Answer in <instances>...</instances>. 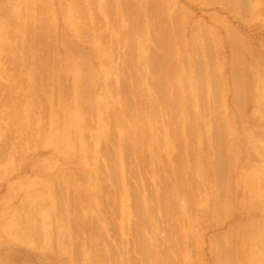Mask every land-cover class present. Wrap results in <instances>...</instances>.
Wrapping results in <instances>:
<instances>
[{
	"label": "rangeland",
	"instance_id": "obj_1",
	"mask_svg": "<svg viewBox=\"0 0 264 264\" xmlns=\"http://www.w3.org/2000/svg\"><path fill=\"white\" fill-rule=\"evenodd\" d=\"M263 45L264 0H0V264H264Z\"/></svg>",
	"mask_w": 264,
	"mask_h": 264
},
{
	"label": "bare ground",
	"instance_id": "obj_2",
	"mask_svg": "<svg viewBox=\"0 0 264 264\" xmlns=\"http://www.w3.org/2000/svg\"><path fill=\"white\" fill-rule=\"evenodd\" d=\"M75 2H76V1H75ZM148 4H149V3H148ZM147 7H148V6H147ZM74 19H75V18L72 17L71 20L73 21ZM74 21H75V20H74ZM73 23H74V22H73ZM77 23H78V22H77ZM153 24H154V22H153ZM78 25H79V23H78ZM154 25H155V24H154ZM158 25H159V23H158ZM168 25H169V23H168ZM75 26L77 27V25H75ZM155 26H156V25H155ZM169 26H170V25H169ZM169 26H167V27L169 28ZM201 26H202V25H201ZM78 27H79V26H78ZM78 27H77V29H78ZM81 27H82V26H81ZM170 27H171V26H170ZM81 29H83V28H81ZM159 29H161V28H159ZM159 29H158V30H159ZM202 29H204V27H203ZM162 30H163V29H162ZM166 30H167V29H166ZM233 30H234V29H233ZM81 31H82V30H81ZM168 31H169V30H168ZM168 31H167V32H168ZM204 31H205V30H204ZM229 31H231V30H229ZM77 32H79V31H77ZM161 33H162V31H161ZM211 33H212V32H211ZM229 33H230V32H229ZM231 34H232V33H231ZM231 34H230V35H231ZM237 34H238V33H237ZM239 35H240V33H239ZM239 35H238V36H239ZM236 36H237V35H236ZM81 37H82V36H81ZM231 37H235V36H232V35H231ZM241 37H242V36H241ZM241 37L239 36V37H236V38H241ZM82 38H83V37H82ZM234 40H235V38H234ZM240 40H241V39H240ZM162 43H163V42H162ZM263 46H264V45H263ZM263 54H264V53H263ZM82 60H83V59H82ZM259 61H260V60H259ZM82 63H83V62H82ZM261 63H262V62H261ZM77 65H78V64H77ZM259 65H260V62H259ZM259 65H258V66H259ZM262 66H263V65H262ZM262 66H261V67H262ZM44 67H45V66H44ZM48 67H49V66L47 65V68H48ZM77 67H79V69H81V68H80V65L77 66ZM81 67H82V66H81ZM233 67H234V66H233ZM233 67H232V69H233ZM256 67H257V66H256ZM76 69H77V68H76ZM261 69H262V68H261ZM84 70H86V69H84ZM255 70H256V69H255ZM262 70H263V69H262ZM262 70H261V71H262ZM77 71H78V70H77ZM82 71H83V70H82ZM82 71H81V72H82ZM86 71H87V70H86ZM257 71H258V70H257ZM259 72H260V71H259ZM260 73H263V72H260ZM76 74H77V73H76ZM78 74L81 76V73H78ZM86 74H87V72H86ZM258 74H259V73H258ZM84 75H85V73H84ZM77 76H78V75H77ZM82 76H83V75H82ZM79 78H80V77H79ZM77 79H78V78H77ZM81 80H82V77L80 78V81H81ZM256 80H257V79H256ZM83 81H84V79H83ZM83 81H81V82H83ZM78 82H79V81H78ZM78 82H77V86H78V85H81V83L78 84ZM84 82H85V81H84ZM84 82H83V84L86 83V82H85V83H84ZM83 84L80 86L81 89H80V87L78 86V87H79V89H78V90H79V91H78L79 93L82 92V91L80 92V90H82V88H84V91H85V89H86V86H87V85L85 84V87H84ZM77 86H76V87H77ZM125 87H126V86H125ZM243 87H244V86H242V89H243ZM245 88H246V87H244V90L248 91V90L245 89ZM127 89H128V88H127ZM240 89H241V88H240ZM240 89H238L239 91L237 90L238 93L241 91ZM87 90H88V87H87ZM89 90H90V89H89ZM89 90H88V91H89ZM115 91H116V90H115ZM246 91H244V92H246ZM76 92H77V91H76ZM85 92H86V91H85ZM111 92H112V90H111ZM241 92H242V91H241ZM241 92H240V93H241ZM240 93H239V94H240ZM81 94H82V93H81ZM87 94H88V93H87ZM108 94H109V93H108ZM112 94H113V92H112ZM242 94H243V92H242ZM244 94H246V93H244ZM76 95H77V94H76ZM83 95H84V94H82V96H83ZM196 95H197V94H196ZM240 95H241V94H240ZM240 95H239V96H240ZM79 96H80V97H79ZM109 96H110V95H109ZM127 96H128V95H127ZM194 96H195V95H194ZM241 96H243V95H241ZM244 96L246 97V95H244ZM83 97H84V96H83ZM88 97H89V96H88ZM88 97H86V98L88 99ZM78 98H81V95L78 94L77 99H78ZM84 98H85V97H84ZM127 98H128V97H127ZM238 98H239V97H238ZM81 99H83V98H81ZM75 100H76V99H75ZM78 101L80 102V100H78ZM238 101H239V100H238ZM58 103H59V102H58ZM60 103H62V102H60ZM67 103H68V102H67ZM70 103H71V102H70ZM70 103H69V104H70ZM74 104H75V103H74ZM74 104H73V105H74ZM79 104H80V103H79ZM79 104H77V105H79ZM84 104L86 105L85 102H84ZM84 104H83L82 101H81L80 108H81V106L84 105ZM263 104H264V103H263ZM61 105H62V104H61ZM66 105H68V104H66ZM71 105H72V104H71ZM85 105H84V106H85ZM158 105H159V104H158ZM82 108H84V107L82 106ZM86 114H87V113H86ZM87 115H88V114H87ZM83 118H84V117H83ZM85 120H86V119H85ZM226 120H228V119H226ZM52 121H53V120H52ZM232 121H233V120H232ZM232 121H231V122H232ZM53 122H54V121H53ZM85 122H86V121H85ZM56 123H57V122H56ZM40 124H41V123H40ZM51 124H52V123H51ZM57 124H58V123H57ZM83 124H84V123H83ZM231 124H232V123H231ZM43 125H44V124H43ZM43 125L41 124L40 126L43 127ZM53 125H54V124H53ZM81 125H82V124L79 123V126H81ZM85 125H86V123H85ZM227 125H228V124H227ZM45 126H46V125H45ZM55 126H56V125H54V127H55ZM57 126H58V125H57ZM82 126H83V125H82ZM82 126H81V128H82ZM228 126H229V125H228ZM41 127H40V128H41ZM51 127H53V126H51ZM108 127H109V126H108ZM43 128H44V127H43ZM102 128H103V130L105 129L104 127H102ZM109 128H110V127H109ZM55 129H56V128H55ZM55 129H54V130H55ZM57 129H58V128H57ZM84 129H85V128H84ZM228 129H229V128H228ZM231 129H232V128H231ZM54 130L51 129L50 131H54ZM72 130L74 131L75 128L73 127ZM100 130H102V129L100 128ZM45 131H46V130H45ZM73 131H72V132H73ZM38 132H40V131H38ZM42 132H43V131H42ZM84 132H85V131H84ZM109 132H110V131H109ZM233 132H234V131H233ZM40 133H41V132H40ZM44 133H45V132H43V134H44ZM47 133H48V132H46V134H47ZM107 133H108V132H107ZM107 133H106V135H107ZM228 133H229V132H228ZM37 134H38V133H37ZM49 134H50V133H49ZM76 134L78 135V133H76ZM76 134H75V135H76ZM102 134H103V133H102ZM108 134H109V133H108ZM233 134H234V133H233ZM233 134H232V135H233ZM72 135H73V134H72ZM232 135H229V136H231V137H229V138H232V137H233ZM234 135H235V134H234ZM60 136H61V135H60ZM107 136H108V135H107ZM42 137L44 138V136H42ZM49 137H50V135H49ZM72 137H73V136H72ZM234 137H235V136H234ZM77 138H78V137H77ZM80 138H82V137H80ZM46 139H47V138H46ZM55 139H56V137H55ZM72 139H74V138H72ZM44 140H45V138H44ZM59 140H60V138H59ZM40 141H42V140H40ZM60 141H61V140H60ZM153 141H154V140H153ZM61 142H62V141H61ZM0 144H1V143H0ZM4 144H5V143H4ZM18 144L20 145V143H18ZM18 144H17V145H18ZM54 144H55V143H54ZM5 145H6V144H5ZM5 145H4V146H5ZM17 145H16V146H17ZM231 145H232V144H231ZM1 146H2V145H1ZM6 146H7V145H6ZM172 146H173V145H172ZM174 146H175V145H174ZM2 147H3V146H2ZM14 147H15V145H14ZM18 147H19V146H18ZM58 147H59V146H58ZM73 147H74V146H73ZM8 148H10V147L8 146ZM174 148H175V147H174ZM230 148H231V147L228 148L229 151L231 150ZM233 148H235V146H233ZM0 149H1V148H0ZM17 149H18V148H16V150H15V148H13V149H11V150H13V151H14V150L17 151ZM58 149H59V148H58ZM3 150L5 151L4 148H3ZM7 151H8V150H7ZM231 151H232V150H231ZM10 152H11V151H10ZM97 152H98V151H97ZM107 152L110 153V154H107L108 156H106V158L109 157V155H111V152H109V151H107ZM232 152H234V150H233ZM13 153H14V152H13ZM229 153H231V152H229ZM4 154H5V153H4ZM100 154H102V153H100ZM103 154L106 155V153H103ZM103 154H102V155H103ZM7 155H8V154H7ZM10 155H11V154H10ZM10 155H8V156H10ZM105 155H104V156H105ZM8 156H7V157H8ZM11 156H12V155H11ZM230 156H231V155H230ZM109 158H110V157H109ZM111 160H112V159H111ZM111 160H110V161H111ZM185 162H186V161H185ZM187 162H188V161H187ZM109 163H110V162H109ZM182 164H183V163H182ZM108 165H109V164H108ZM185 165H186V163H185ZM185 165H184V166H185ZM188 166H190L189 163H188ZM108 167H110V165H109ZM178 167H179V165H178ZM190 167H191V166H190ZM97 168H98V167H97ZM110 168L112 169V166H111ZM186 168H187V167H186ZM186 168H185V169H186ZM92 170H94V169H92ZM88 171H89V170H88ZM107 171H108V170H107ZM109 171H110V170H109ZM182 171H185V170L182 169ZM187 171H188V170H187ZM99 172H101V171H99ZM185 172H186V171H185ZM232 172H233V171H232ZM87 173H88V172H87ZM110 173H111V172H110ZM110 173H107V174H110ZM179 173H180V172H179ZM96 174H99V173L96 172ZM181 174H182V172H181ZM263 174H264V173H263ZM99 175H100V174H99ZM112 175H113V174H112ZM182 175H183V174H182ZM230 175H231V174H230ZM232 175H233V174H232ZM100 176H101V175H100ZM107 176H108V175H107ZM110 176H111V175H110ZM56 177H57V175H56ZM89 177H90V176H89ZM91 177H92V176H91ZM111 177H112V176H111ZM183 177H184V175H183ZM230 177H231V176H230ZM230 177H229V179H230ZM95 178H96V177H95ZM98 178H99V177H98ZM113 178H114V177H113ZM180 178H182V177H180ZM184 178H185V177H184ZM263 178H264V177H263ZM57 179H59V178H57ZM107 179H108V178H107ZM109 179L112 180V178H109ZM182 179H183V178H182ZM231 179H232V178H231ZM55 180H56V179H55ZM59 180H60V179H59ZM65 180H66V178L63 180V177H62V179H61L60 182H62V181H63V182H66L67 180H66V181H65ZM90 180H92V179H90ZM95 180H96V179H95ZM110 180H109V181H110ZM56 181H57V180H56ZM56 181H55L54 183L57 184V187L61 189V186H62V183H63V182L60 184L59 181H57L58 183H57ZM74 181H75V180H74ZM101 181H102V180H101ZM101 181H97L98 183H97L96 185H100V184H101ZM114 181H115V179H114ZM114 181H113V182H114ZM182 181H183V180H182ZM262 181H264V180H262ZM69 182H70V180H69ZM76 182H77V181H76ZM94 182L96 183V181H94ZM99 182H100V184H99ZM102 182L104 183V181H102ZM110 182H111V181H110ZM180 182H181V180H180ZM227 182H228V181H227ZM229 182L231 183V181H229ZM54 183H53V184H54ZM91 183H92V182H91ZM91 183H90V184H91ZM95 183H94V185H95ZM103 183H102V184H103ZM182 183H183V182H182ZM59 184L61 185L60 187H59ZM63 184H64V183H63ZM102 184H101V185H102ZM170 184H171V183H170ZM178 184H179V182H178ZM65 185H66V186L64 187V185H63L64 188L60 190L61 193L63 192V190H65V188H66V190H67V188H68V186H69V185L67 184V182L65 183ZM92 185H93V184H92ZM103 185H104V186H107V185H105V184H103ZM165 185H166V184H165ZM172 185H174V184H172ZM181 185H182V184H181ZM225 185H226V184H225ZM53 186H54V185H53ZM55 186H56V185H55ZM108 186H109V185H108ZM110 186H111V185H110ZM262 186H263V185H262ZM262 186H261V187H262ZM57 187H55L54 191L58 189ZM100 187H101V186H99V188H98V186H97V187H93V188H94V189L97 188V189H95L96 191L100 190V192H103V191H101ZM167 187H168V185H167ZM172 187H173V186H172ZM174 187L177 188L176 186H174ZM174 187H173V188H174ZM224 187H225V186H224ZM226 187H227V185H226ZM226 187H225V190H226ZM230 187H231V185L229 186V188H230ZM56 188H57V189H56ZM93 188H89V189H93ZM102 188H103V186H102ZM106 188H107V187H106ZM106 188H105V189H106ZM108 188H109V187H108ZM112 188H114V187L112 186ZM127 188H128V187H126V189H127ZM168 188H169V187H168ZM168 188H167V189H168ZM229 188H227V189H229ZM126 189H125V190H126ZM262 189H263V188H262ZM58 190H59V189H58ZM58 190H57V191H58ZM106 190H107V189H106ZM174 190H175V189H174ZM179 190H180V189H179ZM220 190H221V189H220ZM51 191H52V190H51ZM54 191L52 192L53 194H54ZM93 191H94V190H92V192H93ZM187 191H188V189H187ZM65 192H66V191H65ZM67 192H68V190H67ZM98 192H99V191H98ZM106 192H108V191H106ZM175 192H176V190H175ZM188 192H189V191H188ZM50 193H51V192H50ZM56 193H57V192H56ZM93 193H94V192H93ZM95 193H96V192H95ZM95 193H94V194H95ZM110 193H111V192H110ZM124 193H125V192H124ZM229 193H230V191H229ZM68 194H69V192H68ZM90 194H91V193H90ZM96 194H97V193H96ZM96 194H95V197H96ZM99 194H100V193H99ZM102 194H103V193H102ZM102 194H101V195H102ZM224 194H225V193H224ZM226 194H227V193H226ZM87 195H88V194H87ZM107 195L109 196L110 194L107 193ZM164 195L166 196V194H163V197H164ZM167 195H168V194H167ZM222 195H223V194H222ZM66 196H67V195H66ZM102 196H103V195H102ZM104 196H105V193H104ZM104 196H103V197H104ZM160 196H161V195H160ZM171 196H173V195H171ZM223 196H224V195H223ZM57 197H58V196H57ZM68 197L70 198V196H68ZM87 197H88V196H87ZM99 197H100V196H99ZM103 197H102L101 199H103ZM110 197H111V195H110ZM226 197H228V196H226ZM226 197H225V198H226ZM229 197H230V196H229ZM54 198H55V196H54ZM105 198H106V197H105ZM125 198H126V197H125ZM169 198H171V197L169 196ZM221 198H222V196H221ZM86 199H88V198H86ZM144 199H145V198H144ZM146 199H147V198H146ZM146 199H145V200H146ZM166 199H167V197H166ZM53 200H54V199L52 198V201H53ZM57 200H58V199H57ZM57 200L55 199V201H57ZM71 200H72V199H71ZM77 200H78V199H77ZM77 200H75V201H77ZM79 200H80V199H79ZM83 200H85V199H83ZM93 200H94V199H93ZM98 200H99V199H98ZM103 200H104V199H103ZM103 200H102V201H103ZM105 200H106V199H105ZM107 200H108V199H107ZM218 200H219V199H218ZM66 201H68V198H66ZM69 201H70V200H69ZM95 201H96V199H95ZM150 201H151V200H149V202H150ZM160 201H162V200H160ZM262 201H263V200H262ZM83 202H85V201H83ZM97 202L100 203L99 201H97ZM105 202H106V201H105ZM107 202H108V201H107ZM164 202L167 203L166 200H165ZM169 202H170V201H169ZM169 202H168V204H169ZM218 202H219V201H218ZM221 202H222V201H221ZM228 202H229V201H228ZM228 202L224 203V206H226L225 204H227ZM231 202H232V200H231ZM231 202H230V203H231ZM59 203H60V202H59ZM64 203H65V202H64ZM64 203H63V204H64ZM69 203L71 204V202H69ZM72 203H73V202H72ZM80 203H81V202H80ZM98 203H97V204H98ZM108 203H109V202H108ZM138 203H139V202H138ZM142 203H143V202H142ZM156 203H157V202H156ZM162 203H163V202H160L159 205L161 206ZM165 203H164V204H165ZM188 203H189V201H188ZM219 203H220V202H219ZM230 203H229V204H230ZM92 204H94V203H92ZM100 204L103 205L102 203H100ZM105 204H107V203H105ZM133 204H134V203H133ZM139 204H140V203H139ZM157 204H158V203H157ZM164 204H163V205H164ZM229 204H228V205H229ZM234 204H235V203H234ZM257 204H258V203H257ZM71 205H72V204H71ZM81 205H82V204H81ZM87 205H88V203H87ZM89 205H90V204H89ZM89 205H88V206H89ZM130 205H131V204H130ZM135 205H136V204H135ZM142 205H144V204H142ZM149 205H150V203H149ZM153 205H154V204H153ZM186 205H187V204H186ZM186 205H184V206H186ZM220 205H221V203H220ZM232 205H233V204H232ZM261 205H262V203H261ZM54 206H55V205H54ZM59 206H60V205H59ZM61 206H62V202H61ZM61 206H60V207H61ZM63 206H64V205H63ZM67 206H68V205H67ZM67 206H66V208L69 209V208H68L69 206H68V207H67ZM74 206H75V205H74ZM83 206H86V205L83 203ZM88 206H87V207H88ZM99 206H100V205H99ZM137 206H138V205H137ZM139 206L141 207V205H139ZM164 206H165V205H164ZM166 206H167V204H166ZM217 206H218V205H217ZM230 206H231V205H230ZM230 206H229V207H230ZM20 207H21V206H20ZM20 207H19V208H20ZM70 207H71V206H70ZM79 207H80V206H79ZM90 207H91V206H89L88 210L90 209ZM102 207H103V206H102ZM126 207H128V206H126ZM133 207H134V206H133ZM133 207L130 206V208H133ZM140 207H138V208H140ZM146 207H147V206L144 207V208H145V212H147V211H146V210H147ZM149 207H150V206H149ZM149 207H148V208H149ZM153 207H154V206H153ZM162 207H163V206H162ZM186 207H187V206H186ZM186 207H185V208H186ZM188 207H189V206H188ZM19 208H18V209H19ZM50 208H52V207H50ZM62 208H64V207H62ZM71 208H72V207H71ZM94 208H96L95 205H94ZM134 208H135V207H134ZM142 208H143V207H142ZM144 208H143V209H144ZM154 208H155V207H154ZM156 208L158 209V207H156ZM156 208H155V212H156ZM218 208H219V207H218ZM221 208H222V206H221ZM221 208H220L219 210H221ZM226 208H227V206H226ZM262 208H263V207H262ZM47 209L49 210V208H47ZM67 209H66V210H67ZM75 209H76V208H75ZM75 209H74V212H75ZM83 209H84V208H83ZM83 209H82V210L80 209V210L83 211ZM85 209H86V208H85ZM97 209H98V207H97ZM159 209H160V208H159ZM187 209H189V208H187ZM187 209H186V210H187ZM224 209H225V208H224ZM52 210H54V209H52ZM55 210H56V208H55ZM60 210H61V209H60ZM86 210H87V209H86ZM129 210H130V209H129ZM133 210H134V209H133ZM133 210H132V211H133ZM140 210H141V209H140ZM151 210H152V209H151ZM184 210H185V209H184ZM186 210H185V211H186ZM228 210H230V209L228 208ZM228 210H226V211L228 212ZM49 211H51V210H49ZM56 211H58V209H57ZM61 211H62V210H61ZM63 211H65V210H63ZM70 211H71V210H70ZM81 211H80L79 213H81ZM92 211H93V210H92ZM99 211H100V210H99ZM126 211H127V210H126ZM141 211H142V210H141ZM153 211H154V210H153ZM153 211H151V212H153ZM185 211L182 210L181 212L186 213ZM188 211H189V210H188ZM222 211H223V209H222ZM263 211H264V210H263ZM58 212H59V211H58ZM58 212H57V213H58ZM66 212H67V211H66ZM83 212H86V211L84 210ZM88 212H89V211H88ZM95 212H96V211H94V213H95ZM105 212H106V211H105ZM124 212H125V211H124ZM143 212H144V210H143ZM190 212H191V211H190ZM219 212H220V211H219ZM224 212H225V210H224ZM57 213H56V214H57ZM62 213H63V212H62ZM70 213H73V212H69V214H70ZM90 213H91V211H90ZM94 213H93V214H94ZM125 213H127V212H125ZM128 213H129V212H128ZM188 213H189V212H188ZM215 213H216V212H215ZM20 214H22V213H20ZM46 214H48V213H45V215H46ZM75 214H76V213L72 214V216H73V215L75 216ZM82 214H83V213H82ZM86 214H87V213H86ZM88 214H89V213H88ZM93 214H92V215H93ZM102 214H103V213H102ZM129 214H130V213H129ZM145 214H146V213H145ZM147 214H149V213L147 212ZM150 214H151V213H150ZM154 214H155V213H154ZM156 214H158V210H157ZM186 214H187V213H186ZM225 214H226V213H225ZM18 215H19V214H18ZM50 215H51V214H50ZM59 215H60V212H59ZM62 215L64 216V215H67V214H65V212H64V214H62ZM83 215H85V214H83ZM89 215H90V214H89ZM95 215H96L97 217H100L101 214L98 216V215H97V212H96ZM106 215H107V214H106ZM106 215L103 216V217H106ZM136 215H137V213H136ZM140 215H141V212H140ZM152 215H153V213H152ZM189 215H190V213H189ZM220 215H221V214H220ZM220 215H219V217H220ZM16 216H17V214H16ZM21 216H22V215H21ZM30 216H31V215H30ZM39 216H40V215H39ZM55 216H56V215H55ZM67 216H68V215H67ZM67 216H66V218H67ZM76 216H77V215H76ZM78 216H79V215H78ZM87 216H88V215H87ZM96 216H92V217L95 218ZM154 216H155V215H154ZM187 216H188V215H187ZM190 216H191V215H190ZM217 216H218V215H217ZM223 216H224V215H223ZM17 217H18V216H17ZM17 217H16V218H17ZM47 217H50L49 214L46 215L45 218H47ZM97 217H96V218H97ZM101 217H102V216H101ZM101 217H100V218H101ZM131 217H132V216H131ZM139 217H140V216H139ZM149 217H150V216H149ZM185 217H186V216H184V218H185ZM24 218H25V217H24ZM31 218H32V217H31ZM40 218H41V217H40ZM40 218H39V220H40ZM64 218H65V217H64ZM69 218L72 219L71 215H70ZM78 218H80L79 220H82V219H83V218L81 219V217H78ZM88 218H89V217H88ZM96 218H95V219H96ZM100 218H98V219L95 220V221H97L98 224H100V223H99ZM132 218H133V217H132ZM143 218H144V217H143ZM147 218H148V217H147ZM19 219H20V218H19ZM21 219H23V218L21 217ZM37 219H38V218H37ZM37 219H35V221H36ZM41 219H42V218H41ZM47 219H48V218H47ZM60 219H62V216H60ZM71 219H70V220H71ZM85 219H87L86 216H85ZM85 219H84V220H85ZM135 219L137 220L138 218L135 217ZM140 219H142V217H141ZM148 219H149V218H148ZM154 219L157 220V219H159V218H158V217L156 218V216H155ZM28 220H29V219H28ZM28 220H27V221H28ZM42 220H43V219H42ZM70 220H69V221H70ZM72 220H75L74 217H73ZM79 220H78V221H79ZM98 220H99V221H98ZM106 220H107V218H106L104 221H106ZM132 220H133V219H132ZM138 220H139V219H138ZM143 220H144V219H143ZM149 220H150V219H149ZM149 220H148V222H149ZM184 220H185V219H184ZM187 220H188V219H187ZM27 221H26V224H27ZM37 221H38V220H37ZM50 221H51V219H50ZM65 221H66V220H65ZM65 221H64V222H65ZM78 221H76V222H78ZM90 221H91V220H89V222H90ZM92 221H93V220H92ZM95 221H94V224L96 223ZM110 221H111V220H110ZM150 221H151V220H150ZM23 222H24V219H23ZM38 222H39V221H38ZM41 222H42V221H41ZM51 222H52V221H51ZM66 222H67V221H66ZM71 222H72V221H71ZM73 222H74V221H73ZM73 222H72L71 224L74 226ZM76 222H74V223H76ZM80 222H81V221H79V223H80ZM84 222H85V221H84ZM86 222H87V221H86ZM100 222H101V221H100ZM131 222H133V221H131ZM143 222H144V221H143ZM188 222H189V221H188ZM33 223H34V221H33ZM60 223H61V222H60ZM90 223H91V222H90ZM108 223H109V221H108ZM108 223L106 224V226L108 225ZM129 223H130V222H129ZM133 223H134V222H133ZM133 223H132V224H133ZM145 223H146V221H145ZM145 223L143 224V226L146 227ZM149 223H150V222H149ZM149 223H147V224H149ZM154 223H155V221H154ZM156 223H157V222H156ZM159 223H160V222H159ZM262 223H263V222H262ZM71 224H69V226H68V225H67V226L71 228V226H72ZM82 224H83V222H82ZM87 224H88V223H87ZM87 224H86V225H87ZM98 224H97V225H98ZM101 224H102V222H101ZM109 224H110V223H109ZM140 224H141V223H140ZM263 224H264V223H263ZM23 225H24V224H23ZM34 225H35V224H34ZM34 225H33V226H34ZM36 225H37V223H36ZM47 225H49V224L47 223ZM59 225H61V224H59ZM76 225H77V224H76ZM86 225H85V226H86ZM150 225H151V223H150ZM156 225H157V224H156ZM30 226L32 227V225H30V223H29V226H28V227H30ZM37 226H39V224H38ZM81 226H82V225H81ZM93 226H96V224L93 225ZM102 226H103V224H102ZM109 226H110V225H109ZM126 226H127V225H126ZM126 226H125V227H126ZM133 226H134V225H133ZM141 226H142V225H141ZM143 226H142V227H143ZM154 226H155V225H154ZM158 226H159V225H158ZM20 227H26V226H21V225H20ZM34 227H35V226H34ZM45 227H46V226H45ZM45 227H44V230H45ZM68 227H67V228H68ZM88 227H89V225H88ZM88 227H87V228H88ZM90 227H91V226H90ZM90 227H89V228H90ZM98 227H99V225H98ZM100 227H101V225H100ZM104 227H105V226H104ZM112 227H114V226H112ZM125 227H124V228H125ZM131 227H132V226H131ZM136 227H137V225L135 226V229H136ZM139 227H140V226H139ZM148 227H149V226H148ZM150 227H151V226H150ZM73 228H75V227H72L71 229L73 230ZM76 228H77V227H76ZM76 228H75V229H76ZM84 228H85V227H84ZM84 228H83V229H84ZM96 228H97V226H96ZM96 228H94V229L97 230ZM101 228H102V227H101ZM101 228H100V229H101ZM124 228H123L122 232L124 231ZM127 228H128V227H127ZM127 228H126V229H127ZM132 228H133V227H132ZM146 228H147V227H146ZM151 228H152V227H151ZM151 228H150V229H151ZM23 229H24V228H23ZM78 229H80V228H78ZM83 229H82V230H83ZM85 229H86V228H85ZM100 229H99V230H100ZM110 229H111V226H110ZM110 229H109V231H110ZM135 229H133V231H134ZM137 229H138V228H137ZM147 229H149V228H147ZM152 229H153V228H152ZM156 229H157V228H156ZM159 229H161V227H159ZM36 230H37V229H36ZM36 230H35V231H36ZM82 230H81V231L79 230V232L81 233ZM91 230H92V229H91ZM99 230H98V231H99ZM105 230H106V229H105ZM107 230H108V229H107ZM111 230H114V228L111 229ZM115 230H116V231H114V232H116V234H117V233H118V232H117V228H116ZM23 231H24V230H23ZM50 231H51V230H50ZM69 231H70V230H69ZM73 231H74V230H73ZM77 231H78V230H77ZM77 231H76V232H77ZM87 231H88V229H87ZM125 231H127V230H125ZM129 231H130V230H129ZM133 231H132V232H133ZM137 231H138V230H137ZM139 231H140V230H139ZM139 231H138V232H139ZM24 232H25V231H24ZM27 232H28V230H27ZM27 232H25V233H27ZM70 232H71V231H70ZM74 232H75V231H74ZM76 232H75V233H76ZM84 232H85V231H84ZM93 232H95V233L97 234V231H93ZM99 232H100V231H99ZM99 232H98V233H99ZM101 232H102V231H101ZM104 232H105V231H104ZM104 232H103V233H104ZM110 232L113 233V231H110ZM135 232H136V231H135ZM68 233H69V232H68ZM75 233H74V234H75ZM86 233H87V232H86ZM90 233H91V231H90ZM124 233H125V232H124ZM136 233H137V232H136ZM136 233H133V234H136ZM51 234H52V233H51ZM74 234H73V235H74ZM88 234H89V233H88ZM106 234H108L107 231H106ZM125 234H128V233H125ZM130 234H131V231H130ZM140 234H141L140 237L142 238V236H143L142 234H144V233L142 232V233H140ZM225 234H226V233H225ZM225 234H222V235H225ZM257 234H258V233H257ZM23 235H24V234H23ZM52 235H53V234H52ZM77 235H78V233H77ZM80 235L83 236V233H81ZM80 235H78V236H80ZM89 235H92V234H89ZM93 235H94V234H93ZM97 235H98V234H97ZM102 235H103V234H102ZM102 235H101V233H100V236H102ZM131 235H132V234H131ZM138 235H139V233H138ZM138 235H137V236H138ZM146 235H147V234H146ZM146 235H144V236H146ZM31 236H34V235H31ZM43 236H44V235H43ZM70 236H71V235H70ZM84 236H85V234H84ZM84 236H83V237H84ZM87 236H88V235H87ZM95 236H96V235H95ZM98 236H99V235H98ZM103 236H104V235H103ZM103 236H102V238H101V237H100V238L103 239V238H104ZM107 236H108V235H106L105 237H107ZM110 236H111V235H110ZM116 236H118V235H116ZM253 236H254V235H253ZM29 237H30V235H29ZM40 237H41V235H40ZM66 237H67V236H66ZM72 237H73V236H72ZM80 237H81V236H80ZM88 237H90V236H88ZM133 237H134V236H133ZM146 237H147V236H146ZM146 237H145V238H146ZM170 237H171V236H170ZM226 237H227V235H226ZM254 237H255V236H254ZM254 237L251 236L252 241H254V239H256V238L258 237V235H257V237H255V238H254ZM259 237H260V236H259ZM26 238H27V237H26ZM69 238L71 239L72 242H74L75 239L77 238V236H76V238H75L74 240H72L71 237H69ZM81 238H82V237H81ZM93 238H94V237H93ZM107 238H108V237H107ZM110 238H111V237H110ZM134 238H135V237H134ZM138 238H139V237H138ZM138 238H137V239H138ZM143 238H144V237H143ZM148 238H149V237H148ZM148 238H146V239L148 240ZM165 238H168V236L165 237ZM260 238L263 240L262 236H261ZM260 238H259L260 242H264V241H261ZM14 239H17V238H14ZM27 239H28V238H27ZM34 239L36 240V238H34ZM39 239H40V238H39ZM42 239H43V237H42ZM85 239H86V241H87V238H85ZM85 239H84V240H85ZM90 239H91V238H90ZM101 239H100V240H99V239H98V240H97V239H94V240L92 239V240L95 242V240H97V241H101ZM104 239H105V238H104ZM111 239H112V238H111ZM114 239L116 240V238H114ZM155 239H156V238H155ZM155 239H154V241L157 242V240H155ZM170 239L172 240L173 238H170ZM186 239H187V238H186ZM225 239H226V238H225ZM67 240H69V239H67ZM67 240H65V241H67ZM108 240H109V238H108ZM112 240H113V239H112ZM133 240L135 241L136 239H133ZM143 240H144V239H143ZM143 240H141V241H143ZM147 240H146V241H147ZM171 240H169V241L172 242ZM174 240H177V239L175 238ZM178 240H179V238H178ZM181 240H182V239H181ZM181 240H180V242H181ZM187 240H188V239H187ZM259 240H258V242H259ZM33 241H34V240H33ZM97 241H96V242H97ZM102 241H103V240H102ZM123 241H124V240H123ZM123 241H122V243H123ZM138 241H139V243H141V244H143V243L145 244V242H140V239H139ZM138 241H136V242H138ZM164 241H165V240H164ZM182 241H183V240H182ZM37 242H38V241H37ZM44 242H45V241H44ZM81 242H82V239H81ZM94 242H93V243H94ZM96 242H95V243H96ZM103 242H104V241H103ZM106 242H108V241H106ZM109 242H110V241H109ZM111 242H112V241H111ZM117 242H118V241L116 240V243H117ZM170 242H169V244H170ZM175 242H176V241H175ZM180 242H178V244H179ZM40 243H41V242H40ZM64 243H65V242H64ZM74 243H75V242H74ZM78 243H79V242H78ZM78 243L76 242V244H78ZM101 243H102V242H101ZM116 243H114V244L116 245ZM118 243H119V242H118ZM118 243H117V244H118ZM146 243H147V242H146ZM173 243H174V242H173ZM66 244H67V242H66ZM72 244H73V243H72ZM82 244H83V242H82ZM91 244H92V243H91ZM102 244H103V243H102ZM102 244H100V245H102ZM112 244H113V243H112ZM135 244H136V243H135ZM147 244H148V243H147ZM153 244H154V243H153ZM155 244H157V243H155ZM155 244H154V245H155ZM165 244H166V243H165ZM165 244H164V245H165ZM180 244H181V243H180ZM36 245H39V244H36ZM69 245H70V242H69ZM83 245H85V244H83ZM137 245H139V244H137ZM145 245H146V244H145ZM157 245H158V244H157ZM157 245H156V246H157ZM167 245H168V244H166V246H167ZM260 245H261V247H263L262 244H260ZM260 245H259V246H260ZM41 246H42V245H41ZM75 246H76V245H75ZM75 246H74V248H75ZM86 246H87V245H86ZM89 246H90V244H89ZM93 246L95 247V245H93ZM104 246H105V244H104ZM107 246H108V245H107ZM121 246H122V245H121ZM124 246L126 247L125 244H124ZM140 246H142V245H140ZM156 246H154V247L156 248ZM171 246H172V243H171ZM173 246H175V243L173 244ZM176 246H177V244H176ZM176 246H175V247H176ZM178 246H179V245H178ZM87 247H88V246H87ZM100 247H101V246H100ZM113 247H115V246H113ZM127 247H128V246H127ZM79 248H80V247H79ZM103 248H105V247H103ZM110 248H111V246H110ZM110 248H109V246H108V249H109V250H110ZM116 248H117V247H116ZM116 248H115V249H116ZM119 248H120V247H119ZM135 248H136V246H135ZM137 248H139V247H137ZM141 248H142V249H143V248L145 249L144 246L141 247ZM147 248H148V247H147ZM173 248H174V247H173ZM259 248H260V247H259ZM71 249H72V248H71ZM71 249H70V250H71ZM85 249H86V248H85ZM93 249H95V248H93ZM93 249H91V250H93ZM96 249H98L97 246H96ZM105 249H106V248H105ZM121 249H122V248H121ZM123 249H124V248H123ZM126 249H127V248H126ZM129 249H130V248L128 247V250H129ZM166 249H169V251L171 250L170 248H166ZM176 249H177V248H176ZM178 249H179V248H178ZM222 249H223V248H222ZM261 249H262V248H261ZM261 249H260V251H263V250H264V248H263L262 250H261ZM72 250H73V249H72ZM72 250H71V251H72ZM77 250H79V249H77ZM81 250H83V247H82ZM87 250L89 251V249H87ZM91 250H90L89 252H92ZM98 250H100V249H98ZM117 250H118V249H117ZM124 250H125V249H124ZM128 250H126V251H128ZM130 250H131V249H130ZM139 250H140V249H139ZM145 250H147V249H145ZM56 251H57V250H56ZM73 251H75V250H73ZM88 251H85V252H88ZM95 251H96V250H95ZM95 251H93V252H95ZM122 251H123V250H122ZM132 251H134V250H132ZM132 251H131V252H132ZM135 251H136V250H135ZM137 251H138V249H137ZM143 251H144V250H143ZM157 251H158V250H157ZM175 251H176V250H175ZM224 251H226V249H225ZM227 251H228V250H227ZM25 252H26V251H25ZM82 252H83V251H82ZM89 252H88V253H89ZM96 252H97V251H96ZM100 252H101V250H100ZM106 252H108V251H106ZM106 252H105V253H106ZM110 252H113V251H110ZM124 252H125V251H124ZM163 252H164V251H163ZM166 252H167V251H166ZM176 252H177V251H176ZM176 252H175V253H176ZM11 253H12V252H11ZM59 253L61 254V252H59ZM69 253H70V251H69ZM74 253H75V255H76V251H75ZM74 253H73V255H74ZM83 253H84V252H83ZM97 253H98V252H97ZM97 253H96V254H97ZM102 253H103V252H102ZM102 253H101V255H102ZM114 253H117V254H118V252H116V251H115ZM114 253H112V254H114ZM125 253H126V252H125ZM140 253H141V252H140ZM144 253H145V252H144ZM147 253H148V252H147ZM160 253H161V252H160ZM167 253H168V252H167ZM167 253H166V254H167ZM177 253H178V252H177ZM262 253H264V252H262ZM15 254H16V253H15ZM24 254H25V253H24ZM77 254H78V252H77ZM91 254H92V253H91ZM96 254H95V255H96ZM107 254H108V253H107ZM109 254H111V253H109ZM109 254H108V255H109ZM117 254H116V255H117ZM126 254H128V253H126ZM129 254H130V252H129ZM170 254H171V252H170ZM226 254H227V252H226ZM228 254H229V252H228ZM20 255H22V254H20ZM20 255H19V257H20ZM99 255H100V254H98V256H99ZM103 255H105V254H103ZM116 255L114 254L113 257H115ZM142 255H143V252H142ZM168 255H169V254H168ZM168 255H167V256H168ZM173 255H174V254H173ZM2 256H3V255H2ZM11 256H12V254H11ZM14 256H15V255H14ZM78 256H79V255H78ZM80 256H81V255H80ZM86 256H87V255H86ZM98 256H97V257H98ZM106 256H107V255H106ZM151 256H152V255H151ZM153 256H154V255H153ZM153 256H152V257H153ZM163 256H164V255H163ZM169 256H171V255H169ZM16 257H17V256H16ZM48 257H49V256H48ZM56 257H57V256H56ZM83 257H84V256H83ZM94 257H95V256H94ZM97 257H96V259H99V258H97ZM108 257H110V256H108ZM111 257H112V255H111ZM113 257H112V258H113ZM117 257H118V256H117ZM126 257H128V256H126ZM134 257H135V255H134ZM11 258H12V257H11ZM14 258H15V257H14ZM14 258H13V259H14ZM25 258H26V257H25ZM46 258H47V257H46ZM46 258H45V259H46ZM77 258H78V257H77ZM101 258H102V256H101ZM105 258H106V257H105ZM105 258H104V259H105ZM130 258H132V257L130 256ZM157 258H158V257H157ZM157 258H156L155 260H157ZM15 259H16V258H15ZM19 259H20V258H19ZM50 259H51V258H50ZM87 259H88V258H87ZM90 259H91V256H90ZM104 259H103V261H104ZM108 259H109V258H108ZM128 259H129V257H128ZM136 259H137V258H136ZM136 259H135V260H136ZM141 259H142V258H141ZM145 259H146V258H145ZM148 259H149V258H148ZM148 259H147V261H148ZM153 259H154V258H153ZM153 259H152V260H153ZM9 260H10V259H9ZM16 260H17V259H16ZM53 260H54V259H53ZM72 260H73V258H72ZM74 260H75V259H74ZM91 260H92V259H91ZM94 260H95V258H94ZM99 260H100V259H99ZM131 260H132V259H131ZM131 260H130V261H131ZM135 260H134V261H135ZM143 260H144V259H143ZM150 260H151V259H150ZM150 260H149V261H150ZM160 260H161V259H160ZM160 260H159V261H160ZM13 261H14V260H13ZM13 261H12V262H13ZM31 261H32V260H31ZM55 261H56V260H55ZM92 261H93V260H92ZM92 261H91V262H92ZM96 261H97V260H96ZM96 261H94V262H96ZM132 261H133V260H132ZM159 261H157V262H159ZM15 262L17 263V261H15ZM18 262H19V261H18ZM43 262H44V261H43ZM47 262H48V260H47ZM49 262H50V261H49ZM75 262H76V261H75ZM100 262H101V260H100ZM141 262H142V261H139V264H140ZM144 262H146V260H145ZM157 262H156V263H157ZM20 263H21V262H20ZM54 263H55V262H54ZM98 263H99V262H98ZM10 264H11V262H10ZM14 264H15V263H14ZM17 264H18V263H17ZM27 264H28V263H27ZM46 264H47V263H46ZM49 264H50V263H49ZM73 264H74V263H73ZM93 264H94V263H93ZM95 264H97V262H96ZM141 264H142V263H141ZM147 264H148V263H147Z\"/></svg>",
	"mask_w": 264,
	"mask_h": 264
}]
</instances>
